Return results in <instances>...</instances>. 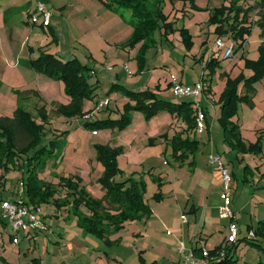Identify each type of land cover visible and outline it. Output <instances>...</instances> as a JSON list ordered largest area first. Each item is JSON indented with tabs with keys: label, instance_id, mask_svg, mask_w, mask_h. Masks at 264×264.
I'll use <instances>...</instances> for the list:
<instances>
[{
	"label": "rangeland",
	"instance_id": "obj_1",
	"mask_svg": "<svg viewBox=\"0 0 264 264\" xmlns=\"http://www.w3.org/2000/svg\"><path fill=\"white\" fill-rule=\"evenodd\" d=\"M39 1L46 2V0H0V18H2V24L5 26L3 28L0 27V121L7 119L10 126L19 128L17 122L18 112L22 109L32 112L36 120L43 124L42 131L44 134H42V140L37 147L20 155V163L26 161L27 165L29 157L33 155L36 149L47 143L50 144L52 140L54 143L49 146L55 147V154L52 157H47L46 168L40 171L39 175L54 183L58 189L57 197H60L61 194L64 195L65 192L64 186L59 183V177L69 176L74 177L76 180L79 177L78 184L81 189L89 191L94 197L102 198L106 191L99 179L104 171V165L98 160L97 144L105 143V140L110 141V139L113 146L126 144L127 139L142 137L140 134L145 133L149 127H155L156 130V127L160 126L159 124L165 122V117L162 116L160 119L151 121L149 125L146 115L144 120V116L141 117L143 114L141 111L129 108V106H136L137 101L131 98L127 90L140 91L150 89L169 99H182V97L173 92L170 93L169 88H167L168 82L171 81L172 75L185 76L187 80H190L196 76V73L192 71L193 69L190 65H188L187 71L183 72V68H185L183 67L184 52L186 49L182 35H180V29L186 26L196 35L195 40L197 43L194 45V52L200 49L202 36H207V32H210L211 42L209 43L214 44L215 36L211 31H214L216 24H212L210 19L218 8L223 5L228 6L231 0H163V11L167 15L168 21L173 24L169 35H164L159 29L153 33V39L151 40H141L133 45L126 42L121 45L123 48L117 46L111 49V47L106 46V49L112 52H108L110 56L107 59L101 58V44H97V39L80 40L87 47L79 42L71 46L69 26L74 25L72 23L73 20H70L74 18L71 17V13H68L67 17L71 25L68 23L65 27H60L59 29L60 37L64 41L61 45L62 57L67 60L75 56L82 64L91 66L89 48L92 47L99 55L100 62L104 65V68L97 66L98 73L96 75L86 71L87 77H92L90 82L96 87L93 90L95 96L93 98L86 97L83 100V115L81 118L68 120L69 118H66L64 114L60 113L63 115L60 116L56 109L52 110L51 105H48L50 107V116L47 121L40 116L38 110V108H42L44 103L39 96L34 93L28 95V92L34 89L37 91L42 90L48 98L68 104L70 96L65 91L64 82L47 74L43 75L41 73L38 75L33 69L22 65V63L19 64L15 56L12 55L13 52H19L21 49L26 52L30 47L34 46L37 49L34 51V58L38 56L40 46L48 51H58L55 43H51L48 40L50 30L47 27L43 28L39 23L32 25L27 19L28 8L32 6V9H34ZM55 1L58 5L64 2L72 5L75 0ZM104 1L105 4L111 2L110 0ZM257 1L261 0H239L237 3L248 6L255 4ZM150 2L152 1L150 0ZM55 8H57V4H52V6L50 4L51 12L53 9L56 10ZM120 8L121 10L123 9L124 13H127L130 20V28L132 29L133 27L132 31L134 32L132 9L121 6ZM34 11L31 13H34ZM160 23L163 25V20ZM173 28L174 32L172 33ZM175 32L178 33V38L174 35ZM260 33L259 26L254 27L247 41L249 44L248 48L246 47V56H243L240 50L229 59L224 58L221 60V67L218 68L217 72V80L220 79L221 68L226 69L229 64L231 66L236 63L232 77L238 76L242 71L246 75H250L253 72V70L246 68V58L259 56L258 45L262 40ZM227 40L229 39H226V42ZM172 52L181 58L179 65L170 60V58L173 60L175 57ZM118 53H123L125 56L119 57ZM143 55L148 56L144 62L143 71L139 70L135 73L133 69H135V66L137 67L136 62L138 64L142 62ZM124 61L126 64L131 62L130 70L133 74L130 76H126L128 73L126 74L127 70L126 66L124 67ZM107 66H111L112 69H107L109 68ZM121 66L123 68H120ZM117 69H123L124 76L117 78ZM196 69L198 70V67ZM39 76L40 79L45 78L44 80L49 79V77L53 79L52 81L47 80L49 81L47 83L38 82ZM97 82L98 85L96 84ZM255 88H257L256 91L258 92L257 97L255 96L254 99L255 105H250L249 102H241L238 110V116H240L241 121L249 123L247 126H242L244 137L249 140L255 137L256 130L264 123V118L262 117L264 116V97L262 96L264 79L258 81ZM106 99L109 101L108 105L105 104L104 107L98 109L99 103ZM127 110H130L131 120L127 127L120 129L122 117ZM97 120H104V122L97 125H86ZM121 130L123 132H131L127 134V139L120 136L122 134L120 133ZM138 140L135 143L139 147V145L143 144L140 142L141 140L139 142ZM23 141L22 139L21 142ZM143 150L145 151V156L153 148H143ZM167 157L172 164L169 166L175 168L176 162L169 152ZM8 163L9 161L6 157L3 158V161L0 160V205L5 199L17 200L21 198L20 194H18L19 181L23 178V173L27 174V167L22 168L23 170L20 168L23 164L14 165L10 162L8 166ZM120 165L127 166V163L120 158ZM127 176L125 172H121L116 176V180L126 179ZM147 176L148 188L146 189L145 198L151 208H156L162 216L158 214V217L154 215L151 219L144 217L126 221L121 229L111 231L104 239H101L90 231L82 230L79 227V216L74 212L72 205L65 207L53 201L43 202L40 207L49 219L50 230L46 233L51 238L50 250L44 252L42 237L40 240L30 242L28 238H25L23 232L18 234V243L13 241L11 237V234H14L12 226L10 224L7 226L3 225L0 221V264H4V257L20 264L23 262L32 263L33 258L37 256L42 257L41 264H155V259H159L157 255H160V253H157L160 248L153 247L157 240V234L163 235L164 239H168L173 234L171 228L162 231L161 227L159 232L156 228L160 220H164V216L168 220L173 221L177 202L173 196L168 194L164 200L158 201L153 195L161 189H158L157 184L152 181L150 175ZM172 180L176 181L173 178ZM162 190L165 191L164 188ZM29 199L27 196L28 201ZM30 204L32 205L31 202ZM81 209L83 213L86 212L84 206H81ZM57 237L60 239L61 244L56 242L58 240ZM69 243H74V246L69 248L67 246ZM157 245L160 247L159 244ZM251 248H254L251 243L243 242L240 244L236 253L239 257H244L241 259L242 264L248 262L244 255L247 252L249 253ZM256 254L255 252L253 253L254 257ZM144 255L147 258L146 262L143 260ZM259 259L260 257H257L254 264L258 263ZM167 262V260H159L156 264H167Z\"/></svg>",
	"mask_w": 264,
	"mask_h": 264
},
{
	"label": "crops",
	"instance_id": "obj_2",
	"mask_svg": "<svg viewBox=\"0 0 264 264\" xmlns=\"http://www.w3.org/2000/svg\"><path fill=\"white\" fill-rule=\"evenodd\" d=\"M103 1L104 0H75L74 2L71 1L72 3H74L72 5H70L71 3L69 4L67 2L59 3L58 5L55 0H46L48 9H50V4L51 6L52 4H57V8H55L56 10L51 9V20L47 28L50 30L48 40H50L51 43H55V47L58 51L49 52L58 54L61 58H63L61 45L64 41L60 37L59 29L60 27H65L69 23V18L67 17L68 13H71V17L74 18L70 19L73 20L72 23L74 25L69 26V40L71 46L75 45L78 42L82 45L83 43H81V41L84 39H97V44H101L100 53H102V55L100 56L101 58L107 59L108 56H110L109 54L112 52L108 51L106 49V46L111 47V49L117 46L121 48L122 44L128 42L133 35V27L132 29L130 28V20L128 19L127 13H124L123 9L121 10L118 3H112V5H109L105 4V2ZM73 7L76 10H74ZM35 8L32 9V6H30L28 8V15L33 10H35ZM257 17L258 16H256V19ZM27 19L32 25H34L31 22L29 16L27 17ZM2 23L3 20L2 18H0L1 28L5 27ZM41 26L43 28H46L43 25ZM256 26L258 25H253L252 32L254 27ZM185 28L188 27L185 26ZM173 32L174 31H172V33ZM211 32H213L215 36L214 44L209 43L211 42L209 34L210 32H207V36H202L200 49L197 52H194L193 48L197 43V41L195 40L196 35L190 31L192 37V45L190 48H187L185 46L186 50L184 52L183 64V67L185 68H183V72L187 71L188 65H190L193 69L192 71L196 73V76L192 77L190 80H187L185 76L180 77L175 75L185 86H194L198 81L202 79L206 81L205 91L202 92L199 100L201 101L206 111L207 128L203 133L191 134V138L199 140L200 142L199 147L195 152L186 153V158L184 160H179L174 156L173 146L171 144L170 138H172V136L177 133H180L183 137H186L187 133L184 129L186 128L187 123L184 119L175 116L173 113L166 109L161 110L163 112L166 111L165 113L159 111L152 117H146L149 125L151 121L160 119L162 116L165 117V122L159 124L160 126L156 127V130L155 127H149L145 133L140 134L143 138L138 137L127 139V134L131 132H123L121 130L120 133L122 134H120V136L126 137V144L113 146V144H111V139L110 141L105 140V143L100 142L101 144H108L111 147L113 146V148L122 147V153L118 157V163L121 169L123 168L122 172H125V175H128L126 178H130L129 182L133 184H137L140 181L145 182L147 189V175H150L152 181L157 184L158 189H161L160 192L163 195L162 198L158 201L161 202L162 200H164L165 196H167L168 194L169 196H173L177 202L176 211L173 214V221L168 220V218H165L164 216V220H160V223L156 228L158 232L161 227L162 231L164 229L167 230L168 228H171L173 230V234L168 239H164L163 235L157 234V240L155 242V246L153 245V247L160 248V251L157 252L158 254L160 253V255H157V258L159 259H155V264L158 263L159 260H167V264H180L183 261V254L179 253V246L181 242H184L187 249L195 250L197 253H199V251L203 248H208L210 250L218 248L229 249V252L233 256V260L235 261L233 264H242L241 259L244 257L241 258L236 253L239 249L240 244L243 242L251 243L254 248H251L249 253H245V259L248 260V262H246L245 264H254L257 257H260V259L256 264H264V238H255L253 240H249L250 238H248L250 230H256L259 227L260 222L264 220V123L259 129L256 130L255 137L253 139H246L244 137L242 126H247L249 123H247V121L242 122L240 116H238L237 113V115H235L233 119L240 125L241 132L245 141L247 143L255 142L260 135H263V150L259 153H248L240 152L237 150V148H234L225 138L224 130L219 121V117L220 96L226 87L227 79L235 78L232 76L236 63L232 64L231 66L229 64L226 69L221 68L222 73L220 74L219 80H217L216 78L218 75V69L213 74L212 79L210 80L208 77L209 69L207 68L209 60L212 56H218L220 60L224 59L225 49L233 44V42L235 44L234 54L236 55L241 50L243 56H246V50L249 44L247 41L249 40V36L245 41L242 49H238L239 42L234 41L233 38L229 34H227L223 36L225 41V48L218 49L216 47L215 41L217 40L219 35L216 33L215 28L214 31ZM174 35L176 36V38H178V33L175 32ZM226 39L229 40H227L226 42ZM262 40H264V37H262ZM261 41L259 42V45ZM83 45L86 46L85 44ZM41 49L44 48L40 46L39 54ZM89 49L91 53L89 54V57L90 61H92V65H88L90 67L89 72H92V75H96L98 73L97 66H100V68H104V65L101 64L100 57L94 51V49H92V47H90ZM35 50L37 49L34 46L30 47L26 52L24 49H21L19 52H13L12 55L15 56L19 64L22 63V65L33 69L28 63L30 59L34 58L33 54ZM234 54L232 56H234ZM5 55L7 56L6 53ZM118 55L119 57L125 56L123 53H118ZM172 55L175 57L173 58V60L169 57L170 60L179 65L181 58H179L178 55L174 54V52H172ZM147 57V55H143L142 62H140L139 64L136 62L137 67L135 66V69H133L135 73L143 69V65L145 60H147ZM257 58L258 57L251 59ZM131 66V62L127 64L125 63L124 67L127 70L126 74L128 73L126 76H130L133 74L130 70ZM107 67H109L107 68L109 70L112 69L111 66ZM196 67H198L199 71L196 69ZM120 68H123V66H121ZM119 69H117V78L124 76V70ZM35 73H37L38 75L41 74V72L37 71H35ZM43 75H45V73H43ZM50 77L47 80L52 81V79L55 78ZM44 79H40L39 76V79L37 81L44 83L49 82ZM90 79H92V77H90L89 80ZM256 83L253 84V88L250 90H247V88L244 86L240 87V92L242 93V95H248V100H243L241 102H249L250 105H255L254 99L258 94V92L256 91L257 88H255ZM96 84L98 85V82ZM167 88H169L170 93L173 92L174 94H176L172 88L171 81L168 82ZM38 91L35 89L31 90L28 92V95L34 93L35 95L40 97V100H42V102L44 103V105L42 106V112L46 113L44 115L48 114V116H50L49 108L52 107V110L56 109L59 115L63 116L62 114H60L59 108L62 105H67V103H61L60 101L56 102L48 98L46 96V93H44L42 90ZM160 96L167 100L173 101H179L183 98H187V100L193 102L191 97L180 96L182 97V99H169L162 94H160ZM262 96L264 97V91ZM48 105L51 106L48 107ZM143 116L145 120L144 113L141 115V117ZM262 117L264 118V116ZM66 118H69L68 120L76 118L78 119L81 118V116H66ZM137 139L141 140L140 142H142L143 145H139L138 147V145H136ZM149 147H152L153 150L150 153L148 152L149 154L144 156L145 151L143 150V148ZM168 152L170 153L172 158H174L177 168H172L169 166L172 164L167 157ZM212 153L221 155L223 161L232 174L231 198L232 208L235 211L234 222L240 228L238 240L232 245L228 244L227 242V237L229 234V220L222 218L219 212V207L222 203L221 193L223 191V183L220 172L210 162V155ZM120 158L124 159V162L127 163V166L120 165ZM172 178L176 179V181L174 182ZM163 188L165 191L162 190ZM146 192L147 190L145 191V196ZM156 193L157 192L154 193V197ZM158 214L159 216H162V214L158 213V210L156 208L154 209L152 207V215L148 217V219H151L154 215L158 217ZM183 215L186 216L185 219H183ZM42 217L48 223L49 219L48 217H46V214H43ZM78 224L79 227L82 228V230H86L80 223ZM153 234L155 233L153 232ZM23 235L25 236V238H28L30 242L40 240V238L42 237L44 252L50 250L51 238L49 237L48 233H42L41 231H30L23 232ZM61 237L64 238L63 235H61ZM56 242L61 244L59 238L58 240H56ZM157 244H159L160 247ZM67 246L71 248L74 246V243H69L67 244ZM254 252L257 253L255 257L253 255ZM34 258H39L40 263L42 262L41 256H37ZM143 260L145 262L147 260L145 255L143 257ZM6 263L19 264L14 263L4 257V264ZM25 263L30 262H23L20 264Z\"/></svg>",
	"mask_w": 264,
	"mask_h": 264
},
{
	"label": "trees",
	"instance_id": "obj_3",
	"mask_svg": "<svg viewBox=\"0 0 264 264\" xmlns=\"http://www.w3.org/2000/svg\"><path fill=\"white\" fill-rule=\"evenodd\" d=\"M110 1H106L107 4L118 3L119 6L130 8L133 11L134 32L128 41L130 45L141 40L153 39V33L159 29L164 35L168 36L171 31L170 28L173 27L172 22L168 21V17L163 11V0H151L150 3V0ZM237 2L239 0H231L228 6L223 5L218 8L211 17L210 22L216 24L215 31L219 35L218 37L229 34L234 41L239 42L238 49H242L252 32L254 24L259 26L260 34L264 37V0L248 6ZM255 15L258 16L257 19ZM162 20L163 25L160 23ZM180 30L185 46L190 48L192 37L189 29L183 27ZM28 64L37 72L63 80L65 91L71 100L69 104L62 105L59 108L60 113L67 117L83 115L82 104L84 98L95 96L93 90L96 86L90 82L86 74V71H90V67L82 64L76 57L65 60L58 54L45 49H41L38 57L30 59ZM220 67L221 60L219 57L212 56L207 65L210 80ZM246 68L253 70L249 76L241 72L235 78L227 79L226 87L220 96L219 121L226 140L234 148H237L240 152L259 153L263 150V135H260L255 142L247 143L243 138L240 125L233 117L238 113L239 103L248 100V95H242L240 87L244 86L247 90H250L253 88V84L264 78V40L259 45L258 58H246ZM127 92L131 98L137 101L136 106H129V108L143 112L146 117H152L159 111L166 109L186 121L187 124L184 130L187 136L183 137L180 133H177L170 138L173 154L177 159L184 160L186 153L196 151L200 142L190 137L191 134L198 133L195 127L196 111L193 102L187 99L167 100L162 98L157 91L150 89L127 90ZM38 110L42 118L46 121L49 120L48 114L44 115L46 113L42 112L43 107ZM130 120V110H127L122 117L120 129L125 128ZM17 122L19 128L10 126L7 119L0 121V160L3 161V158L6 157L9 163L12 162L14 165L23 164L20 166L21 169L27 167V174L23 173V178L20 181L25 185L24 198L28 204L31 202L32 205H41L43 202L53 201L65 207L72 205L74 212L79 216L80 224L101 239H104L109 232L121 229L126 221L148 218L152 215V208L145 198V182L140 181L133 184L129 182L130 178L116 180V176L123 171L118 163L122 147L113 148L108 144H97V157L104 165V171L99 179L106 191L104 197L92 196L89 191L79 187V177L76 180L74 177L69 176L59 177V183L64 186L65 192L64 195L61 194L60 197H57L58 189L54 183L39 175V172L46 168L47 157H52L55 154V147L49 146L54 142L51 140L50 144L47 143L37 148L33 155L29 157L27 165L26 161L20 163V155L37 147L44 132L42 131L43 124H40L30 111L20 110ZM103 122L104 120H97L86 125H97ZM22 139L23 142H21ZM27 196L30 198V202L27 200ZM162 196L160 191L155 194V198L158 200ZM81 206L85 207L86 212L81 211ZM68 208L70 209V207ZM0 221L3 225L9 224L1 215ZM255 233V238H264V220L260 222ZM12 239H14V234H12ZM218 249H213L212 254L216 253ZM234 262L229 249H226L224 258L212 261L210 264H233ZM25 264L41 263L39 258H33L32 263Z\"/></svg>",
	"mask_w": 264,
	"mask_h": 264
},
{
	"label": "built area",
	"instance_id": "obj_4",
	"mask_svg": "<svg viewBox=\"0 0 264 264\" xmlns=\"http://www.w3.org/2000/svg\"><path fill=\"white\" fill-rule=\"evenodd\" d=\"M52 12L47 8L43 1L37 3L34 13H29V17L33 24H41L45 27L49 26ZM216 47L218 49L225 48V41L223 37H218L216 40ZM235 44H231L224 51V58H229L234 54ZM171 84L174 92L179 96L191 97L193 106L196 111L195 127L198 133L205 132L206 125V111L201 101L199 100L202 92L205 91L206 81L204 79L198 81L194 86H185L179 79L173 75ZM109 101L102 100L98 109L108 105ZM96 133V131L94 132ZM211 164L218 169L222 177L223 191L221 193L222 203L219 207L220 216L229 220V234L227 237L228 244L232 245L237 242L240 233L239 226L234 222L235 211L232 208L231 198V180L232 174L226 166L221 155L212 153L210 155ZM25 185L22 181L19 182L18 194L21 198L17 200L7 199L3 200L0 205V215L5 219L14 230V241L18 242V234L20 232L41 231L47 232L50 230V225L43 219V210L40 205H31L25 201L24 198ZM186 218L185 215L182 216ZM256 237L255 230H250L248 238L254 239ZM179 253L183 254V261L180 264H210V262L224 258L226 255V248H219L216 253L212 254V250L203 248L199 253L195 250L187 249L184 242L179 246Z\"/></svg>",
	"mask_w": 264,
	"mask_h": 264
}]
</instances>
